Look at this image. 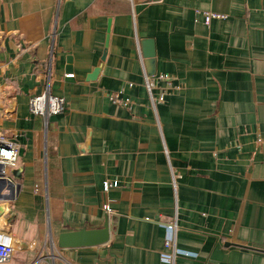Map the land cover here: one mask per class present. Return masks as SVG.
<instances>
[{
	"label": "crops",
	"instance_id": "1",
	"mask_svg": "<svg viewBox=\"0 0 264 264\" xmlns=\"http://www.w3.org/2000/svg\"><path fill=\"white\" fill-rule=\"evenodd\" d=\"M147 38L174 78L164 102ZM46 89L64 110L31 114ZM2 134L20 144L0 180L5 264H171L167 238L173 264H264V0H0ZM106 218L105 244L57 246Z\"/></svg>",
	"mask_w": 264,
	"mask_h": 264
},
{
	"label": "built area",
	"instance_id": "2",
	"mask_svg": "<svg viewBox=\"0 0 264 264\" xmlns=\"http://www.w3.org/2000/svg\"><path fill=\"white\" fill-rule=\"evenodd\" d=\"M198 14H202L204 16V20L206 23H210L213 18H221L224 17L220 13L210 12V11H201L197 10ZM67 76H72L71 73L67 74ZM165 82L164 85L160 87V94L155 96L153 95V89L157 87L158 82ZM174 78L171 75L166 73H160L157 77L155 75L150 76L145 73V81L144 84L151 95V99L153 103L155 101L164 102L167 94L171 93L176 89V86L173 83ZM111 98L115 101L122 104H130L131 101L128 99H123L120 97V93L114 92L111 94ZM65 108V99L61 96L55 95L51 93L48 89L43 91L40 94H35L29 99V110L31 114L40 115L44 117H48L49 115L60 113ZM20 144L15 139L9 138L6 134H2L0 136V164L3 165L0 171H4L6 173L7 167H12L16 164L17 158L19 156ZM105 188L108 189L111 186L118 185L117 180H107L105 181ZM107 210H110L109 207H106ZM166 226L170 233L174 234L177 229V220L176 217H170L167 219ZM165 246L172 247V252H164L162 253L163 259L173 264L176 252L178 249L175 246V243L171 240V238L165 239ZM15 251V247L12 241L4 236L0 235V264H5L11 261L13 258V254Z\"/></svg>",
	"mask_w": 264,
	"mask_h": 264
},
{
	"label": "water",
	"instance_id": "3",
	"mask_svg": "<svg viewBox=\"0 0 264 264\" xmlns=\"http://www.w3.org/2000/svg\"><path fill=\"white\" fill-rule=\"evenodd\" d=\"M143 52L146 58V67L148 75H154L156 72L155 68V46L154 40L147 38L143 40ZM71 58H69V62ZM68 65L67 68H70ZM99 74V67H96L94 71L89 76V79H95ZM3 165L0 164V167ZM14 175L20 174V169L12 170ZM0 180L8 181L13 184V182L6 177L4 171H0ZM110 239V226L107 218L104 223L99 227H91L89 225H82L80 227H75L68 231H62L57 236V246L59 248H76V247H87L101 245L108 242ZM60 264H64L61 262Z\"/></svg>",
	"mask_w": 264,
	"mask_h": 264
}]
</instances>
